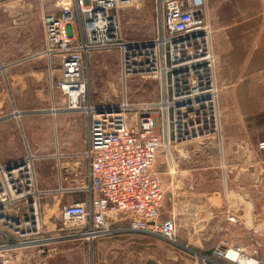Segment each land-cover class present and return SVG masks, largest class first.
Wrapping results in <instances>:
<instances>
[{
    "label": "built area",
    "instance_id": "built-area-1",
    "mask_svg": "<svg viewBox=\"0 0 264 264\" xmlns=\"http://www.w3.org/2000/svg\"><path fill=\"white\" fill-rule=\"evenodd\" d=\"M133 0H64L57 13L42 18L43 47L49 69L59 63L60 76L52 81L66 110L87 118L86 177L71 191L82 199L63 204L57 239L42 236L40 193L31 170V158L0 163V264H14L27 250L39 247L52 255L55 241L93 240L117 230L155 233L175 241L179 229L171 215L160 218L164 188L152 172L161 144L187 141L220 131V101L216 81L212 29L206 19L205 0H155L156 34L149 39L127 40L120 11ZM117 49L120 73L159 79L155 103L135 105L126 98L115 105L90 100L88 56L93 51ZM58 108L53 107L56 113ZM135 110L134 119L129 113ZM264 162V144L260 146ZM229 222H236L234 215ZM74 226L79 228L72 229ZM247 230L264 236V213ZM264 243L251 250L222 240L213 249L219 258L230 249L247 264H264ZM244 264V263H239Z\"/></svg>",
    "mask_w": 264,
    "mask_h": 264
},
{
    "label": "rangeland",
    "instance_id": "rangeland-1",
    "mask_svg": "<svg viewBox=\"0 0 264 264\" xmlns=\"http://www.w3.org/2000/svg\"><path fill=\"white\" fill-rule=\"evenodd\" d=\"M63 1L0 0V70L7 77H22L21 83L8 86L7 107L22 111V120L33 122L32 143L27 140L26 132H22L27 148L24 156L31 158L32 174L40 193L41 235L54 239L64 234L61 208L81 195L71 188L83 181L87 173V160L82 155L87 148L86 123L72 117L78 113L85 115L70 113L64 108L63 98L52 84L60 76L59 63L55 62V67L50 70L48 60L40 54L43 15L57 13ZM120 21L125 39L152 38L156 34L155 0H133L130 6L120 11ZM86 77L90 100L98 105L120 104L124 98L135 105L151 104L159 99V79L138 74L126 80L122 78L117 49L91 52ZM53 107L59 112L53 113ZM135 112L132 110L129 117L134 119ZM60 116H66L70 123L58 127L55 120ZM220 131L213 135L215 142L221 140ZM167 147L161 144L152 165V172L161 182ZM170 206L165 194L161 219L170 215ZM76 228L79 226L72 229ZM222 240L251 250L264 243V236L236 227L224 234L222 229L205 225L203 228H180L175 241H171L155 233L125 229L93 240L73 237L57 240L49 245L53 247L51 256L46 257V248L43 252L35 247L26 252L33 257H23L14 264H231L213 253ZM97 242L104 244L97 246Z\"/></svg>",
    "mask_w": 264,
    "mask_h": 264
},
{
    "label": "crops",
    "instance_id": "crops-1",
    "mask_svg": "<svg viewBox=\"0 0 264 264\" xmlns=\"http://www.w3.org/2000/svg\"><path fill=\"white\" fill-rule=\"evenodd\" d=\"M205 3L206 19L212 29L221 140L216 143L213 134L173 142L162 161V185L171 202L167 217L172 215L179 229L206 225L222 229L225 234L234 227L246 230L245 224L264 213V162L259 159L260 146L264 144V0ZM21 81V76L7 77L0 70L2 164L26 154L22 132L32 143V120H22V111L7 107L8 86ZM78 114L72 117L84 120L87 127L86 115ZM65 117L56 118L58 127L70 123ZM84 197L81 193L77 199ZM198 215L200 219L196 220ZM230 215L238 224L227 220Z\"/></svg>",
    "mask_w": 264,
    "mask_h": 264
},
{
    "label": "bare ground",
    "instance_id": "bare-ground-1",
    "mask_svg": "<svg viewBox=\"0 0 264 264\" xmlns=\"http://www.w3.org/2000/svg\"><path fill=\"white\" fill-rule=\"evenodd\" d=\"M166 150L168 151V147L166 148ZM227 257L230 258L231 260H235L236 263L239 262V263L247 264L249 262L248 260H244L243 257H238V253L233 249H230L227 252Z\"/></svg>",
    "mask_w": 264,
    "mask_h": 264
}]
</instances>
